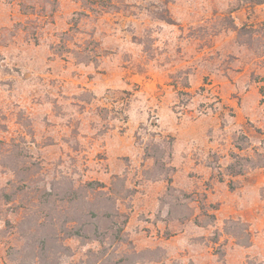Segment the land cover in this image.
I'll return each mask as SVG.
<instances>
[{
    "label": "rangeland",
    "instance_id": "1",
    "mask_svg": "<svg viewBox=\"0 0 264 264\" xmlns=\"http://www.w3.org/2000/svg\"><path fill=\"white\" fill-rule=\"evenodd\" d=\"M255 1L0 0V264H179V228L142 223L169 218L170 201L202 226L210 192L264 210ZM176 150L196 164L180 178ZM232 154L250 159L243 175ZM189 178V198L167 194ZM246 228L229 219L195 242L208 264H264V228L257 255L228 261Z\"/></svg>",
    "mask_w": 264,
    "mask_h": 264
},
{
    "label": "crops",
    "instance_id": "2",
    "mask_svg": "<svg viewBox=\"0 0 264 264\" xmlns=\"http://www.w3.org/2000/svg\"><path fill=\"white\" fill-rule=\"evenodd\" d=\"M175 156V163L176 165L179 164V178L180 176L184 175L183 170L184 168H187L188 165L190 167L193 165L196 166L195 162L192 161V152H187L188 159L185 160L186 162L183 161L186 157V154H184V152L176 150ZM189 181V183H191L192 178H189ZM193 185L194 184L192 183L191 186L180 184L179 189L187 193H192ZM263 185L264 177H260L259 179H257L253 187L255 189H261ZM209 194L210 202L218 204V209L213 211L216 218L214 223H211L207 226H202L195 223L196 218L199 217L201 219V211H196L192 219L185 221H182L180 219L178 220L173 217L171 218L170 216L168 218L164 215V220L156 222L155 219L152 218L154 216H149L148 214L147 217L152 218V221L142 220L144 227L151 228L153 234L158 233L159 229L166 230L167 227L171 228L175 226L179 228V234L175 237H172L173 239H179V264H201V262L204 261V258L206 259V264H208L207 261H210V259H212L208 254L210 247L206 246L204 243H200V241L196 243L195 239L202 236L208 237L212 231L211 229L222 230L223 225H225V222L229 219H241L249 223L251 232L253 233L261 232L264 228L263 201H261L260 199H255L254 203L252 205H249L245 196L242 197V194L227 193L226 197L219 196L218 191L210 192ZM246 204H248L249 206V211L244 209ZM168 213L169 212H167V215H169ZM192 231L195 232V235L192 234ZM168 243L169 242H167V244H162L163 248H167V245H169ZM256 245L257 244L255 240L252 242V245L250 247H244L232 241L229 245H225L227 249L226 257L228 261L231 259H235L236 257H239L238 259L245 260L249 255H257V252L255 251ZM204 250L208 252H205ZM211 256L213 257V259L215 258V255L211 254Z\"/></svg>",
    "mask_w": 264,
    "mask_h": 264
},
{
    "label": "trees",
    "instance_id": "3",
    "mask_svg": "<svg viewBox=\"0 0 264 264\" xmlns=\"http://www.w3.org/2000/svg\"><path fill=\"white\" fill-rule=\"evenodd\" d=\"M255 3H257V4H264V0H256L255 1ZM259 83H260V94H261V96H262V102H264V76H262L260 79H259ZM260 131V130H259ZM247 140V138L245 137V136H240L238 139H237V142H236V147L238 148V149H240V150H242V149H244L245 148V144H246V141ZM232 157L235 159V160H239V164H235V163H233V164H231V165H229V167H228V172H229V174L231 175V176H239V175H243L244 173H245V169L243 168V167H245V166H248L247 164H249L250 162V159H247V158H240L237 154H232ZM243 161V162H242ZM244 162H246L247 164H244ZM262 164H263V162H262ZM238 167H240V169H238ZM179 192V194L181 195V196H183V197H187V198H189L190 197V195L187 193V192H185V191H183V190H178L177 188H175L174 186H173V180L172 179H170L169 181H168V188H167V194L169 195V196H174V194L175 193H178ZM180 197V196H179ZM168 206H171V208H170V211H169V216L172 218H175V219H180V220H182V221H185V220H189V219H192V217L194 216V214H195V212H190V213H187V214H184L183 216L182 215H179V217H178V215H175V212H176V208H182V207H184V206H182L181 204H179V206L178 205H176L175 203L173 204V203H171V201L168 203ZM209 218H210V220H211V223H214V221H215V215L214 214H212L211 216H209ZM195 222H196V220H195ZM228 222H232V221H228ZM227 222V223H228ZM197 223V222H196ZM211 223H209V224H211ZM208 224V225H209ZM244 231H246V233L248 234V236H249V239H248V241L246 242V243H240L239 242V245H241V246H244V247H250L251 245H252V234H251V232H250V230L248 229V228H246V229H244ZM236 237V236H235ZM119 239H120V241H122V242H124V241H126L125 240V238L123 237V236H121V238H120V236H119ZM157 251H159V252H164V250L162 249V248H158L157 249Z\"/></svg>",
    "mask_w": 264,
    "mask_h": 264
}]
</instances>
